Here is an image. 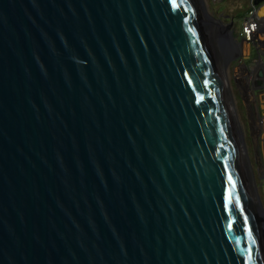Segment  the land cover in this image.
<instances>
[{
    "label": "water",
    "instance_id": "obj_1",
    "mask_svg": "<svg viewBox=\"0 0 264 264\" xmlns=\"http://www.w3.org/2000/svg\"><path fill=\"white\" fill-rule=\"evenodd\" d=\"M231 28L202 0H0V264H264Z\"/></svg>",
    "mask_w": 264,
    "mask_h": 264
},
{
    "label": "rangeland",
    "instance_id": "obj_2",
    "mask_svg": "<svg viewBox=\"0 0 264 264\" xmlns=\"http://www.w3.org/2000/svg\"><path fill=\"white\" fill-rule=\"evenodd\" d=\"M202 3L211 27L227 28L232 23L230 31L234 35L236 28L241 25L249 0H202ZM223 34L225 32H215L218 51L225 66L227 43ZM253 46L243 42L242 52L236 51V55L227 60L226 82L236 110L246 160L258 192L260 209L264 213V130L261 127L264 121V41L255 45L256 51L251 55L250 48ZM242 61L249 63L246 64L247 70L243 68ZM260 71L263 72L260 81L250 77V73L254 75Z\"/></svg>",
    "mask_w": 264,
    "mask_h": 264
},
{
    "label": "built area",
    "instance_id": "obj_3",
    "mask_svg": "<svg viewBox=\"0 0 264 264\" xmlns=\"http://www.w3.org/2000/svg\"><path fill=\"white\" fill-rule=\"evenodd\" d=\"M221 1V0H219ZM264 18H260L256 14V5L254 4V0H249V4L246 8V11L242 18V24L240 29L234 32V35L231 31H229V41L232 42V45L236 48L238 53L242 52V44L243 42H247L252 45H257L260 41H264ZM222 37H226L223 34ZM257 47V46H256ZM250 73V72H249ZM259 74L252 75L250 73V77L254 80L259 79Z\"/></svg>",
    "mask_w": 264,
    "mask_h": 264
},
{
    "label": "crops",
    "instance_id": "obj_4",
    "mask_svg": "<svg viewBox=\"0 0 264 264\" xmlns=\"http://www.w3.org/2000/svg\"><path fill=\"white\" fill-rule=\"evenodd\" d=\"M220 14H221V13H219V15H220ZM230 18H231V16H230ZM241 24H242V22H241ZM240 27H241V25H240L238 28H236V30L240 29ZM250 51H251L250 54L252 55L253 52L256 51V48H255V47H251V48H250ZM251 55H250L249 57H251Z\"/></svg>",
    "mask_w": 264,
    "mask_h": 264
},
{
    "label": "bare ground",
    "instance_id": "obj_5",
    "mask_svg": "<svg viewBox=\"0 0 264 264\" xmlns=\"http://www.w3.org/2000/svg\"><path fill=\"white\" fill-rule=\"evenodd\" d=\"M264 18V17H263ZM264 20V19H263ZM262 72V71H261ZM263 73V72H262ZM263 75V74H262ZM260 81V80H259ZM264 120V119H263ZM261 127H262V129L264 130V121H262V123H261Z\"/></svg>",
    "mask_w": 264,
    "mask_h": 264
},
{
    "label": "flooded vegetation",
    "instance_id": "obj_6",
    "mask_svg": "<svg viewBox=\"0 0 264 264\" xmlns=\"http://www.w3.org/2000/svg\"><path fill=\"white\" fill-rule=\"evenodd\" d=\"M251 45H252V44H251ZM253 47L257 48L256 46H253ZM247 60H248V59H247ZM247 60H246V61H247ZM246 64H249V63L247 62Z\"/></svg>",
    "mask_w": 264,
    "mask_h": 264
}]
</instances>
